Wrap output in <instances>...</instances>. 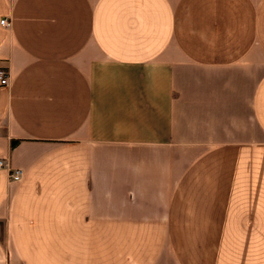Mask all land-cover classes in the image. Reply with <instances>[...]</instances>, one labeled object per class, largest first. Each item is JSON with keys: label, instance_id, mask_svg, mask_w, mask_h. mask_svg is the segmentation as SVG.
Listing matches in <instances>:
<instances>
[{"label": "crops", "instance_id": "obj_1", "mask_svg": "<svg viewBox=\"0 0 264 264\" xmlns=\"http://www.w3.org/2000/svg\"><path fill=\"white\" fill-rule=\"evenodd\" d=\"M4 19L0 264H264V0Z\"/></svg>", "mask_w": 264, "mask_h": 264}, {"label": "built area", "instance_id": "obj_2", "mask_svg": "<svg viewBox=\"0 0 264 264\" xmlns=\"http://www.w3.org/2000/svg\"><path fill=\"white\" fill-rule=\"evenodd\" d=\"M9 21L4 19L0 21L1 27H9ZM0 84L1 85H7L8 84V77L7 74L0 70ZM4 163L0 161V166H3ZM22 176V170L21 169H13L9 172V178L11 181H19Z\"/></svg>", "mask_w": 264, "mask_h": 264}, {"label": "trees", "instance_id": "obj_3", "mask_svg": "<svg viewBox=\"0 0 264 264\" xmlns=\"http://www.w3.org/2000/svg\"><path fill=\"white\" fill-rule=\"evenodd\" d=\"M17 142H18L17 140H11V143H10L11 148H13Z\"/></svg>", "mask_w": 264, "mask_h": 264}]
</instances>
